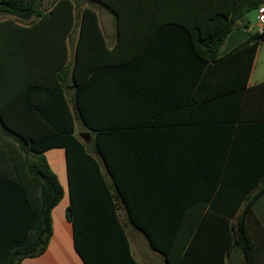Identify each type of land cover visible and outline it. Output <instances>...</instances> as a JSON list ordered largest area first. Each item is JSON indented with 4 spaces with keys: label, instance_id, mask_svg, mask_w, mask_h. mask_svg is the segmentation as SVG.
I'll return each mask as SVG.
<instances>
[{
    "label": "trees",
    "instance_id": "1",
    "mask_svg": "<svg viewBox=\"0 0 264 264\" xmlns=\"http://www.w3.org/2000/svg\"><path fill=\"white\" fill-rule=\"evenodd\" d=\"M43 4L0 0V16L12 17L0 21V264H20L48 247L51 213L64 195L45 156L53 148L65 152L72 201L66 219L82 258L73 196L111 189L101 160L130 223L160 249L166 264L185 263L159 248L143 224V193L162 211L153 215L171 218L194 208V227L217 218L223 247L207 264H227L231 251L241 254L240 264H264V226L253 210L264 192V82L248 87L264 31L219 55L236 23L264 0ZM97 7L115 17L112 48ZM245 91L259 94L253 109L260 114L242 113L245 105L230 109ZM76 120L92 132L90 144L76 135Z\"/></svg>",
    "mask_w": 264,
    "mask_h": 264
},
{
    "label": "crops",
    "instance_id": "2",
    "mask_svg": "<svg viewBox=\"0 0 264 264\" xmlns=\"http://www.w3.org/2000/svg\"><path fill=\"white\" fill-rule=\"evenodd\" d=\"M109 13L112 15L116 27L112 43H109L108 37L101 25L100 17L99 23L108 46L112 48L117 42L118 35L115 17L110 11ZM255 27L254 23L246 19L244 20V18L239 20L231 33L226 37L220 48L219 55L223 56L246 42L250 35L254 33ZM72 41L71 35L69 42L70 62L74 58V54L73 58L71 56ZM223 47L224 49L221 51ZM263 49L264 42H261L250 72L248 87L264 82V61L263 67H256L257 59ZM68 95L67 99L73 113V103L71 102V96L69 97ZM236 96L237 98L233 99V103L229 105L230 109L243 108V105H245V112L243 110L242 113H261V111L253 109L254 102L259 97L257 92L245 91L243 94L238 93ZM248 102L250 103V108H248ZM234 112L233 110H229V113L234 114ZM18 114L26 113L20 109ZM88 132L92 138V132ZM45 156L52 170L58 176L64 189V195L51 213L52 236L46 251L38 257L25 258L20 264H166L165 256L160 249H154L146 234L130 223L128 211L122 197L114 191L112 178L107 173L101 160H99L100 170L105 174L104 181L108 186L110 185L111 189L108 191L85 190L75 192L73 196V205L75 206L78 223L77 243L81 248L82 258L75 247L74 228L66 219V210L72 204V201L68 185L64 149H50L46 151ZM100 181L99 183L102 185ZM145 194L149 195V193ZM145 194H141L143 201L138 200V209L143 213L141 215L143 224L147 225V229L151 230V235H153L159 248L164 247L167 251L169 250L171 254L177 255L175 257L185 264H207L220 257L223 244H219L218 242L224 239V230L223 228L222 230L218 228L217 220H215L217 218L214 215H212V218H209L211 222L204 225L199 223L195 227L194 208L188 210L187 207H184L178 213H174L177 216L171 218L164 217L163 214L153 215L151 213H161L162 211L152 207L149 196ZM0 197L4 200V195L0 194ZM150 197L152 196L150 195ZM253 210L264 226V192L254 202ZM137 216H139L138 213ZM154 218H157V223L152 222ZM171 219L174 221L173 224ZM150 225L153 226L150 227ZM4 245L3 242H0V249L4 248ZM233 253L234 260L231 262ZM241 259L240 253L231 251L228 253L226 261L227 264H240Z\"/></svg>",
    "mask_w": 264,
    "mask_h": 264
},
{
    "label": "rangeland",
    "instance_id": "3",
    "mask_svg": "<svg viewBox=\"0 0 264 264\" xmlns=\"http://www.w3.org/2000/svg\"><path fill=\"white\" fill-rule=\"evenodd\" d=\"M54 0H44V4L42 6L43 9H49L51 7V5L53 4ZM86 7V4H82L78 9H77V18H76V26L74 29V32L72 34V58H73V54H74V47H75V43H76V38L79 32V24H80V14L81 11L83 10V8ZM97 12L99 14L100 20H101V25L103 27L104 32L106 33L109 43H112L114 40V36H115V31H116V27H115V23L113 21V17L112 15L109 13V11L105 8H99L97 7ZM8 18H12L10 16H0V21L3 19H8ZM247 20L251 23H254L256 25L254 33L257 32V23H258V13L257 10H251L250 12H248L245 17L244 20ZM224 49V47L221 49V51ZM263 61H264V49L260 52L259 57L257 59L256 62V67L260 68L263 67ZM69 97L71 96V94L68 95ZM75 125H76V135L82 140L84 141L87 145L89 143H91V134H89V132L84 128V126L78 121H75ZM89 134V138L88 140H86L83 137L84 133ZM242 257V256H241ZM232 259L230 260L231 262H233L234 260V253L232 254ZM238 264V263H236Z\"/></svg>",
    "mask_w": 264,
    "mask_h": 264
},
{
    "label": "built area",
    "instance_id": "4",
    "mask_svg": "<svg viewBox=\"0 0 264 264\" xmlns=\"http://www.w3.org/2000/svg\"><path fill=\"white\" fill-rule=\"evenodd\" d=\"M258 23H257V32L262 33L264 31V4H262L258 10Z\"/></svg>",
    "mask_w": 264,
    "mask_h": 264
},
{
    "label": "water",
    "instance_id": "5",
    "mask_svg": "<svg viewBox=\"0 0 264 264\" xmlns=\"http://www.w3.org/2000/svg\"><path fill=\"white\" fill-rule=\"evenodd\" d=\"M83 137H84L86 140H88V138H89V134H88V133H84V134H83Z\"/></svg>",
    "mask_w": 264,
    "mask_h": 264
}]
</instances>
